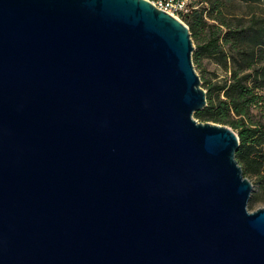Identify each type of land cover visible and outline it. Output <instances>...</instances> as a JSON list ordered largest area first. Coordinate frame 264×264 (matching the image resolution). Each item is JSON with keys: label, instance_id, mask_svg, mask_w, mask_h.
I'll return each mask as SVG.
<instances>
[{"label": "water", "instance_id": "95a60500", "mask_svg": "<svg viewBox=\"0 0 264 264\" xmlns=\"http://www.w3.org/2000/svg\"><path fill=\"white\" fill-rule=\"evenodd\" d=\"M194 50L146 0H0V264H264Z\"/></svg>", "mask_w": 264, "mask_h": 264}, {"label": "trees", "instance_id": "16d2710c", "mask_svg": "<svg viewBox=\"0 0 264 264\" xmlns=\"http://www.w3.org/2000/svg\"><path fill=\"white\" fill-rule=\"evenodd\" d=\"M234 0H199L207 4L182 18L197 44L195 65L221 55L231 64L229 83L207 89V107L195 114L202 123L229 126L239 137L237 159L246 177H255L251 206L264 201V0H242L248 9L235 23L229 20ZM240 18V19H239Z\"/></svg>", "mask_w": 264, "mask_h": 264}, {"label": "rangeland", "instance_id": "374dc122", "mask_svg": "<svg viewBox=\"0 0 264 264\" xmlns=\"http://www.w3.org/2000/svg\"><path fill=\"white\" fill-rule=\"evenodd\" d=\"M198 9L202 11L203 9L208 8L207 4H202L197 2ZM233 15L229 16V20L232 23H235L238 17L246 15L248 12L246 4L242 0H234L230 7ZM240 19V18H239ZM195 47L194 52L196 51L197 44L193 41ZM193 52V54H194ZM195 70L198 73L201 79V87L207 92L208 87L212 86H221L226 83H229L231 78V64H226L225 59L221 55H215L212 58H205L201 63L195 65ZM264 95V89L261 91ZM256 121H264V110L262 112H255ZM236 133V132H235ZM248 178V177H247ZM250 181L254 184L256 182L255 177H249ZM260 208H264V201L255 204L254 206L249 205L250 211H256Z\"/></svg>", "mask_w": 264, "mask_h": 264}, {"label": "built area", "instance_id": "2783aa9c", "mask_svg": "<svg viewBox=\"0 0 264 264\" xmlns=\"http://www.w3.org/2000/svg\"><path fill=\"white\" fill-rule=\"evenodd\" d=\"M158 10L164 11L175 17L182 23V18L198 10L197 2L199 0H146ZM185 24V23H184ZM186 25V24H185ZM187 26V25H186Z\"/></svg>", "mask_w": 264, "mask_h": 264}]
</instances>
